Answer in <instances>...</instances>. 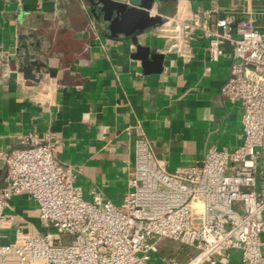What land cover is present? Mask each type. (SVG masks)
<instances>
[{
  "label": "built area",
  "instance_id": "2783aa9c",
  "mask_svg": "<svg viewBox=\"0 0 264 264\" xmlns=\"http://www.w3.org/2000/svg\"><path fill=\"white\" fill-rule=\"evenodd\" d=\"M259 14L264 18V8ZM162 15L146 33L166 55L188 63L196 38H203L214 62L230 44V74L221 94L241 104L239 136L175 170L139 136L129 189L119 204L101 192L84 196L51 133L25 136V145L10 152L0 147L7 170L0 188V264H230L236 251L239 264H264V25L235 0ZM22 194L36 202L46 230L17 227L9 239L1 231L18 222L20 215L8 210ZM163 238L178 242L177 251L188 248L183 259L159 256Z\"/></svg>",
  "mask_w": 264,
  "mask_h": 264
},
{
  "label": "crops",
  "instance_id": "0c3cea01",
  "mask_svg": "<svg viewBox=\"0 0 264 264\" xmlns=\"http://www.w3.org/2000/svg\"><path fill=\"white\" fill-rule=\"evenodd\" d=\"M212 2L159 0L150 10L174 15ZM235 2L252 8L264 25V0ZM146 32L141 43L162 53ZM129 39L111 37L109 21L89 0H0V147L10 152L25 145V136L51 133L84 196L101 192L119 204L129 189L139 136L150 140L169 170L194 165L209 148L239 136L241 104L221 94L230 44L211 62L206 41L196 38L190 62L162 53V71L147 72ZM6 181L0 159V188ZM14 204L8 211L20 215L18 222L1 232L13 239L17 227L41 230L34 200L22 194Z\"/></svg>",
  "mask_w": 264,
  "mask_h": 264
},
{
  "label": "water",
  "instance_id": "95a60500",
  "mask_svg": "<svg viewBox=\"0 0 264 264\" xmlns=\"http://www.w3.org/2000/svg\"><path fill=\"white\" fill-rule=\"evenodd\" d=\"M99 7L109 21L111 37L120 34L130 38L136 45L133 53L141 59L147 72H161L164 54L151 53L150 46L139 42V37L164 20L162 14H153L150 7L159 0H89ZM29 67L26 69L28 72Z\"/></svg>",
  "mask_w": 264,
  "mask_h": 264
},
{
  "label": "rangeland",
  "instance_id": "374dc122",
  "mask_svg": "<svg viewBox=\"0 0 264 264\" xmlns=\"http://www.w3.org/2000/svg\"><path fill=\"white\" fill-rule=\"evenodd\" d=\"M46 228L43 227L41 224V231H45ZM180 247L179 243L169 239V238H163L159 244V256H162L165 259H172V258H177V259H183V256H177L176 252L177 249ZM185 252L188 251V248H185ZM239 251L234 252V255L232 257L231 263L230 264H239Z\"/></svg>",
  "mask_w": 264,
  "mask_h": 264
},
{
  "label": "trees",
  "instance_id": "16d2710c",
  "mask_svg": "<svg viewBox=\"0 0 264 264\" xmlns=\"http://www.w3.org/2000/svg\"><path fill=\"white\" fill-rule=\"evenodd\" d=\"M185 253L186 252L184 251V249L176 252L177 256H180V257L183 256Z\"/></svg>",
  "mask_w": 264,
  "mask_h": 264
}]
</instances>
